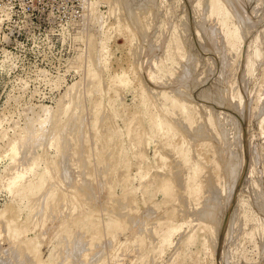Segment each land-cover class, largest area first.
<instances>
[{"label": "rangeland", "instance_id": "1", "mask_svg": "<svg viewBox=\"0 0 264 264\" xmlns=\"http://www.w3.org/2000/svg\"><path fill=\"white\" fill-rule=\"evenodd\" d=\"M219 1L0 0V264H264V0Z\"/></svg>", "mask_w": 264, "mask_h": 264}, {"label": "bare ground", "instance_id": "2", "mask_svg": "<svg viewBox=\"0 0 264 264\" xmlns=\"http://www.w3.org/2000/svg\"><path fill=\"white\" fill-rule=\"evenodd\" d=\"M218 2H220V4L218 3ZM228 5V4H227ZM226 5V6H227ZM225 6V5H224ZM223 6V7H224ZM212 14L214 13L217 17H219L220 18V20H221V18L223 17V15H225V13H224V11H223V9H222V3H221V1H217V0H213V4H212ZM225 9V8H224ZM227 9V8H226ZM226 13H227V11H226ZM221 22H222V20H221ZM153 72V71H152ZM151 74V73H150ZM153 77V76H152ZM69 89V88H68ZM74 90H76L77 91V89H75V87L73 88V89H71V90H67L68 92L66 93V95L67 96H69V95H71V94H74ZM38 141V139H39V135H38V133L37 132H35V133H31V134H29V133H27V135L25 136V138H24V142H23V146H22V148L24 149L23 150V153H25L24 155L23 154H21V156H24V158L26 157V154L31 150V148L34 146L33 144H35V146H36V142L34 143V141H36V140ZM35 146H34V148H35ZM34 148H32L33 150H34ZM15 149H17V148H13V153H18V155H19V152H17V150H15ZM21 153V152H20ZM27 158V157H26ZM19 159H22V160H25V159H23L22 157L21 158H19ZM20 161V160H19ZM18 162V161H17ZM23 162V161H22ZM14 164H16V161L15 162H13ZM14 164H12V167H13V165ZM23 164V163H22ZM18 168V167H17ZM13 169H15L14 167H13ZM11 170H12V168H9L8 169V172L10 173L11 172ZM17 171V170H16ZM15 171V172H16ZM233 172V171H232ZM9 176V178H8V180H13V181H16V180H18V179H20L21 178V174L20 173H13V174H11V175H8ZM191 179H192V186L193 187H198V185H199V182H198V180H197V178H194V177H190ZM235 186V185H234ZM232 191V190H231ZM231 193V192H230ZM232 196V195H231ZM233 199V198H232ZM47 208H48V206H47ZM46 208V209H47ZM226 208H228V207H226ZM43 209V208H42ZM234 209V208H233ZM42 211V210H41ZM51 212V211H50ZM49 212V213H50ZM208 212V211H207ZM228 212V211H227ZM231 213V212H230ZM234 213V212H233ZM207 214V213H206ZM4 214H1L0 215V219H4V218H2V216H3ZM207 216V215H206ZM209 216V215H208ZM210 217H212L211 215L209 216V219H210ZM231 219V218H230ZM6 222H8V226L6 225L5 227L6 228H8V230L9 229H11L10 228V222L11 221H6ZM233 224V223H232ZM5 225V224H4ZM231 225V224H230ZM224 226H226V225H224ZM207 227L208 228H212V226H210V224H207ZM228 227V226H227ZM226 227V228H227ZM231 227V226H230ZM228 229H229V227H228ZM19 257H21V255L19 256ZM25 258V257H24ZM22 259H23V257H22ZM37 262V261H36ZM37 264H41L39 261H38V263Z\"/></svg>", "mask_w": 264, "mask_h": 264}]
</instances>
